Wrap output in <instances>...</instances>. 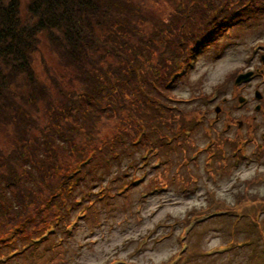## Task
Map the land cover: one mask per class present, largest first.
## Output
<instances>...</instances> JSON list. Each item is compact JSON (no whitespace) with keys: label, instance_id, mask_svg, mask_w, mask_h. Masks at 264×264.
Instances as JSON below:
<instances>
[{"label":"trees","instance_id":"obj_1","mask_svg":"<svg viewBox=\"0 0 264 264\" xmlns=\"http://www.w3.org/2000/svg\"><path fill=\"white\" fill-rule=\"evenodd\" d=\"M245 1L27 0L22 11L20 0H0V235L24 222L23 242L66 220V205L120 166L139 122L153 128L161 114L144 107L168 75ZM263 2L247 5L248 26Z\"/></svg>","mask_w":264,"mask_h":264},{"label":"rangeland","instance_id":"obj_2","mask_svg":"<svg viewBox=\"0 0 264 264\" xmlns=\"http://www.w3.org/2000/svg\"><path fill=\"white\" fill-rule=\"evenodd\" d=\"M26 3L27 0H20L22 11ZM165 8L166 5L163 4L162 9ZM230 36L222 40L219 53L210 48L206 55L203 54L198 58L188 78L177 82L173 87L171 91L176 98L183 99V103H178L179 107L186 109L192 105L204 104L202 94H209L212 88L219 85L221 89H219L216 103L211 104L210 102L205 107L209 108L213 115L215 105H221V112L223 107L224 110L227 108L231 111L232 118L239 119L243 113L252 112V105L256 103L253 99L256 90L264 97V78L257 77L249 85L238 89L240 95L249 98L245 105L248 110L240 111L235 107L238 93L235 92L234 84L230 80L235 71L251 69L259 65V54L264 53V17L254 22L252 28L238 29ZM257 44H261L260 49L254 53L251 52ZM41 50L44 58L53 66L54 56L45 49ZM249 53L253 54V57H250ZM41 59L42 56L37 53L33 67L37 75L45 78ZM192 95L198 98L190 102L185 101ZM223 98L226 101H222ZM221 118L222 121L216 123L213 131H217L220 135V141L235 142L233 138L236 136L235 127L226 133L224 128L227 116L221 115ZM159 122L165 124L162 131L168 134L166 129L168 119L164 118ZM190 127L193 125L191 124ZM195 132L197 136L195 137V133L192 138L194 141H191L193 147L189 151L192 152L196 148L200 151L197 152L194 162L189 164L188 174L186 175L187 170H183L176 175L175 180L171 179V175L172 170L176 168L174 165L182 155L179 150L167 155L168 159H172L171 162L167 160L166 155H159L161 165L156 171L150 167L153 159L144 169H138L141 153H135L129 159L125 157L124 164L131 162L137 167L136 176L144 172L147 181L153 177L158 183L164 181L162 186H166V191L148 193L142 197L141 194L148 192L149 189L144 181L138 186L129 187L125 198H118L115 200L116 206L111 205L112 211L107 212L106 215H100V218L91 214L88 225L84 223L80 225V232L76 233L75 238L77 242H83L84 247L75 250V241L68 248L64 245L59 249L61 251L59 257L55 258L54 254L48 256L50 264H63L64 262L65 264H170L171 260L174 257L173 260H175L179 255V240L182 236L181 243L187 244L188 264H251L250 251L243 253L227 249L223 256L222 254L211 257L203 255L205 249H215L233 243V238L227 234L229 232L228 219L216 217L207 223L206 221L198 225L195 223L186 233L184 229L190 222L189 218L194 215L227 207L241 211L240 209L246 208L245 198L251 199L253 195L264 198V150L259 146L256 147L258 141L253 147L251 146L254 152L251 156L255 161L247 162L240 154L233 157L230 148L224 146L225 157L222 158V153H219L216 158H211L213 164L209 166L207 162L210 157H207L203 149L209 141L201 134L200 128ZM152 140L153 145L156 146L157 141L155 138ZM249 153H251L250 147H248ZM256 153H260V156ZM234 159L239 160L238 165L233 163ZM131 170L133 173V169ZM185 175L191 177H185ZM100 208H103V204L98 210ZM158 224L159 227H157ZM90 228L93 230L92 233L89 232ZM233 234L232 232V236ZM239 235L240 237L245 236V232L242 231ZM141 246V250L137 251ZM221 251L220 249L212 252ZM245 254L249 256L245 257ZM115 260L117 261L112 263Z\"/></svg>","mask_w":264,"mask_h":264}]
</instances>
